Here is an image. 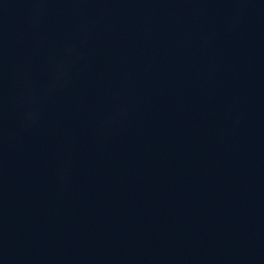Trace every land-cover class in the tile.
<instances>
[{"label":"water","instance_id":"95a60500","mask_svg":"<svg viewBox=\"0 0 264 264\" xmlns=\"http://www.w3.org/2000/svg\"><path fill=\"white\" fill-rule=\"evenodd\" d=\"M0 264H264V0H0Z\"/></svg>","mask_w":264,"mask_h":264}]
</instances>
